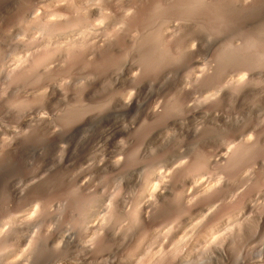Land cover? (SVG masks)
<instances>
[{
    "label": "rangeland",
    "instance_id": "obj_1",
    "mask_svg": "<svg viewBox=\"0 0 264 264\" xmlns=\"http://www.w3.org/2000/svg\"><path fill=\"white\" fill-rule=\"evenodd\" d=\"M31 1L0 0V94H2L0 97L2 100L0 118L10 115L8 111L11 106L13 107L14 105L17 108H11L10 111L18 110L24 103L28 104L27 101L30 99L32 101L31 103L29 100L30 107L35 111L46 112L48 115L56 113L58 119H63L71 113L72 115L70 116L79 122H77V127L74 128L68 141L71 155L65 163V168L62 166L56 168V181H54L53 187L51 185L49 187L47 184L38 186L43 179L47 178V174H50L49 160L40 151L42 147L43 149L46 147L44 136L35 133L32 134L33 136H29L28 139H24L22 146L25 147H23V152L26 156L20 157L15 162L17 164L15 165V173L18 172L19 175L23 176L20 188L22 190L28 189L27 198L24 199L25 201L23 200L24 207L37 209L40 204L37 201L41 202L42 199L43 203L46 201L47 206L41 207L43 211L45 210L44 213L39 207L40 212L38 211V215L40 216L35 218L37 220L34 219L33 221L36 215H33L34 217L31 219L28 217V222L24 221L27 218L23 219L24 223L20 226L21 236L18 238L20 242H17L19 241L17 239L18 245L15 244V246L19 247L18 249L25 248L26 243L24 244V241L26 242L25 238H27L28 233L37 229L39 232L41 228L40 232L47 231L48 240L45 241L44 239V241H41V252L38 250L39 255L37 258L34 257L36 259L33 258V262H30V264H137L141 261L147 262L145 264H196L197 256L199 258V255L202 254L204 256H201V258L205 256L211 258V253L215 259L210 264H241L244 240L240 236L241 234L239 233V235L237 232L236 221L242 220L246 211L240 206H242L241 204H247V201L251 199L254 203L257 202L260 207L262 204L264 212V68L262 67L264 64L259 67L260 64L256 57L258 55L255 56L256 48L254 49V45L257 43L255 39L259 40L258 37H262L264 34L260 32L261 36L257 29L258 23L264 20V10L261 11L260 9L264 6L262 4L264 0H75L79 2V4L75 2L77 6L72 3V7L75 6L76 9L68 4L70 1L47 0L42 7H36L34 12L33 10L31 11L36 15L35 17L30 11V13L27 11L29 9L26 7L27 5L25 6L26 2L28 4ZM65 3L69 7L64 8ZM160 3L163 5H161V9H159ZM258 3L263 6L261 7ZM94 5H96L95 8L97 6L98 8H91ZM188 5L190 6L187 7ZM77 7H81V9L78 10ZM87 7H89L90 12ZM194 7H197V9H194ZM147 8L150 12L147 11ZM85 9L88 10L86 15H84V12L87 13ZM101 9L102 13L105 12L104 18L99 15L98 10L101 11ZM128 9H134L133 13H136H134L135 15L130 13L131 19L127 16L130 21L128 22L127 20L128 23L124 22L125 25L122 21L123 18L125 19L126 16L124 14ZM259 9L262 16H260ZM66 10H69V13ZM80 11H82L83 15H81ZM28 14L30 16L29 19H27ZM161 14L165 19H162L164 17ZM65 16H68L70 20L68 21ZM74 18H77V21ZM100 18L103 20L102 24L108 26L106 27L105 25L106 28H111V23L115 20V23L118 22L117 20L120 21L115 24L117 27L115 26L114 28L113 24V27L109 28V32H113V35H110L105 27L97 31L99 26L97 24H100L99 21L102 22ZM46 19L49 20L47 21ZM106 20L108 23L104 22ZM50 21L53 23H50ZM67 22L69 23L65 24ZM72 24H75L76 27ZM82 24L85 27H91V29H88L89 31L85 30L87 35L82 29L85 28ZM262 24L260 29L263 31L264 24L263 26ZM77 25H79L77 30H80V33L84 32L82 33L84 37L77 32ZM164 25L167 26V31ZM100 26L102 25L100 24ZM74 27L75 29H71ZM67 28L69 29L67 30ZM92 28H96L95 30L98 33ZM59 29L60 31L64 29L65 33L63 31L58 32ZM56 31L58 33H55ZM68 31H70V34ZM101 31L105 36H103ZM116 31L117 33L120 31L119 35L116 34ZM91 33L95 34L92 35ZM88 34L91 38L94 36L93 40ZM78 37L84 41L82 43L80 41V45L78 43L77 46L72 41L75 38V41L78 42ZM115 37L117 38L115 39ZM137 37L139 38L138 40ZM151 38L152 40H150ZM162 38H165V40L162 41ZM106 39L110 40L107 41ZM68 41L75 45L72 49L70 48L74 51L69 52V56L72 54L76 57L72 55L67 57L66 45ZM247 43L252 44L250 50L248 49L249 47L247 48ZM54 44H56L55 47ZM45 45L47 46L45 47ZM58 45H62V48L58 47ZM100 45H104L101 50H99ZM43 47L45 50H47V47L48 49L51 48L50 52L53 54L49 50L43 51ZM40 48L41 51L38 53ZM63 48L66 52L63 51ZM60 49L64 54L66 53L67 58H65L68 59L67 61L63 58L65 55ZM79 50L80 53H77ZM41 52L50 53L49 56L47 55L49 58H45L46 61L42 59ZM242 53L244 55H241ZM39 54L41 57H39ZM60 55L63 61L68 64L59 60L61 58ZM35 58H39L37 61L40 64ZM25 63H28V66H25ZM46 64L49 66H46ZM13 69H16L18 73L16 70L15 73L10 72ZM260 69L263 73H260ZM9 73L11 76H8ZM209 74L212 75L210 76ZM241 77L244 80L237 83V78ZM79 90L80 92L81 90L91 91L92 99L81 100V103L79 101L80 97H78ZM22 91L24 93L25 91H30L28 93L31 94L29 99H23L24 102L21 98V96L24 97ZM122 91H134L137 95V105L129 112H116L108 103L111 96L118 97V92L121 93ZM20 92L22 95H19ZM182 94L185 95V99L184 96L180 97ZM179 97L186 101H182L186 103V107L183 103H180V108L184 106L183 110H180L178 105L181 102ZM17 99H19L18 102L16 101ZM175 100L176 102H174ZM174 103H177L175 107ZM155 106L160 107L162 114L160 113L159 116L153 118L151 112ZM67 108L68 111H66ZM43 142H45V145H42ZM252 144L256 147H253ZM250 145L253 148H259V151L256 150L262 155L259 156L256 153L258 157H254L256 154L254 155L253 153L252 156V153L250 154L248 150ZM31 150H34L35 153L39 152L33 154L34 151L31 152ZM234 151H240L238 153L239 161H236L229 169L225 167L224 161L231 154L230 152L234 153ZM253 152H255V149ZM112 153L119 157L122 156L123 166H125L121 165L120 168L122 169L109 172L100 167L99 163ZM205 158H207V163ZM190 160H193V165ZM217 164L220 166L224 164L223 168ZM187 166L193 174L195 173L193 176L187 173L189 171L188 169L186 170ZM216 167L218 168L216 169ZM220 169L225 172L220 171ZM10 170L5 171V175L8 173L9 175L7 174L6 176L10 177L5 180L7 177L4 176L1 182L5 181L0 183V187L2 186L0 188L2 190H0V222L4 219L0 224L1 226L6 216L9 215V211L6 209L8 206H6L7 203L5 202L8 201L12 190H14L12 186L14 185L15 187L16 179L14 180V178L19 176L15 175L14 170ZM250 172L252 174L255 173L250 175ZM259 173H261V176ZM11 175L14 176L12 177ZM255 175L259 176L256 178ZM161 176L166 180V183L171 181L173 187L176 185L173 189H175L177 194H180L178 196V204H176V193L173 192L174 198L170 197V201L168 199L166 202L170 203L171 199H174V202L169 205L164 202L163 205H160V207L166 205L168 208L166 206L164 207L167 209L159 207L158 209L163 211L159 210V212L157 210V214L155 212L149 220L151 221L149 222V225L151 224L150 229L145 228L144 230V226L139 224L137 219H135L136 221L132 219L134 216L129 210L135 203V199H137L138 190L142 187L141 184L144 179L154 180L152 182L158 184L160 188L163 187L162 182L159 181ZM258 177L261 178L259 179ZM172 180L174 181L172 182ZM218 181L222 183V190H217L219 191H216L217 193L211 192L217 196L212 195V197L210 196L211 194L208 195L210 198L207 195V198L203 195L204 198L197 196L198 191L205 182L216 183ZM181 193L182 197H190L192 195L193 202L195 201V211L192 209V212L191 210L189 211L191 213L190 216L184 215L179 218L175 212L178 211L179 215L181 212L183 215L184 212L183 204L179 200ZM199 197L201 198L200 200ZM112 198L121 206L113 217L110 216V218L117 219L107 220L109 223L105 220V223L107 222L109 225L107 223L103 225L105 231L109 230L107 235L110 234L108 235L110 243L106 242L107 247L104 250H101V248L105 247L106 244L101 245L98 248L99 251L97 249L94 252L95 254L90 255L83 250V246L88 244L84 242L86 241L85 237L88 238L93 229L95 230L97 226L101 225L100 219L107 214L105 211L109 207L107 205L113 202ZM37 203L39 204L37 205ZM195 204L197 205L196 209ZM218 204L219 206L223 205L224 209L222 211L226 212L225 214L220 211L222 209L221 206L220 210L217 209L219 207ZM177 205L182 209L181 212L180 209H176ZM212 208L215 209L213 210ZM126 209L129 211L128 213ZM212 210L220 211L219 216H223H221L223 221L221 218H219L221 220H218L216 213ZM172 212L175 216L172 215ZM5 213L7 214L5 215ZM186 214L188 213L186 212ZM209 214L215 215L206 218V223L210 227L212 225L211 228L213 230L216 231L217 229V232H219V225L222 226L219 230H223L222 228L227 223L234 220L232 222L234 225L230 222L233 226L227 224L229 226L226 225L227 228H224L223 234L222 231L218 233L221 235L219 237H223L222 239L226 238L223 241V247L226 248V256H219L216 253V245L212 244L214 242L211 243L213 245H211L212 252H207L210 244L205 246V243L208 242L203 239L211 229L209 226L201 225L203 226L202 228L197 227L200 228L197 229L200 233L195 234L197 232L195 226H198L196 223L199 221V223L202 224L203 222L204 224L203 220ZM41 217L44 219L41 220ZM200 217L203 219L202 222H200ZM210 218H213L214 222L216 219L220 222L214 223ZM210 220L211 222L209 223ZM43 221L45 224L41 227ZM35 222L38 223V225L36 224L37 226L34 225ZM189 224L192 225L189 226ZM106 225L109 226V229ZM163 230H166V233H163ZM145 231L146 236L144 235L145 233H142ZM192 231L195 233L193 234ZM153 232L156 235H151ZM161 232L163 236H161ZM112 233L114 235L118 233V237L116 235L112 236L113 239L109 237ZM191 234L196 236H192L193 238L191 239ZM230 234L233 235L231 236ZM234 235L235 237H233ZM147 236L150 237V240ZM224 236L226 237L224 238ZM253 236V233L248 236L249 239L251 237V241L247 238L250 243L248 249L250 251L253 250ZM126 238L129 240L125 241ZM174 239H178L177 243H181L183 239L187 241L184 240L182 242L181 245L184 246L180 245L179 247L177 245V248H175V245L172 247V243L176 244L173 241ZM12 242L13 240H9L8 244ZM184 242L185 244H183ZM2 244L5 247L6 244ZM19 244L22 245L20 246ZM258 245L257 243L256 246ZM166 249L167 251L170 249L169 253L171 255L168 253L170 256L165 253L167 252ZM160 250H165L163 251L166 254L164 255L165 257H159L160 254L158 253ZM2 252H0V256H3L1 255ZM148 253L149 255H147ZM153 253L159 256H155ZM19 257L15 256V259H12L13 262L11 261L8 264H24V259L22 257L19 259ZM141 257L144 258L142 259ZM253 257L250 256L249 258L251 264L257 263V261H254L257 259ZM157 258L162 260L156 261ZM143 262L142 264H144ZM0 264L3 263L0 261Z\"/></svg>",
    "mask_w": 264,
    "mask_h": 264
},
{
    "label": "bare ground",
    "instance_id": "obj_2",
    "mask_svg": "<svg viewBox=\"0 0 264 264\" xmlns=\"http://www.w3.org/2000/svg\"><path fill=\"white\" fill-rule=\"evenodd\" d=\"M31 1V0H30ZM46 1L47 0H34V1H31L30 3H28V4H26L25 3V6L27 7V8H29V9H27V11L29 12H31L32 10H33V12H34V10L36 9V7L38 8V7H42L43 6V4H46ZM68 1H70V2H68ZM124 1V0H123ZM162 1V0H161ZM160 1V2H161ZM170 1H172V0H170ZM174 1V0H173ZM182 1V0H181ZM184 1V0H183ZM194 1H196V0H194ZM199 1V0H198ZM197 1V2H198ZM262 1V0H261ZM25 2V1H24ZM23 2V3H24ZM65 2H68V4H70V6L72 7L73 5H72V3L74 4L76 1L75 0H65ZM78 2V1H77ZM76 2V3H77ZM126 2V1H125ZM130 2V1H129ZM210 2V1H209ZM216 2V1H215ZM255 2H257V1H255ZM259 2V1H258ZM264 2V1H263ZM262 2V4L264 5V3ZM75 3V4H76ZM162 3H164V2H162ZM162 3H160L159 4V9H161V5H162ZM174 3V2H173ZM185 3H186V1H185ZM203 3V2H202ZM207 3V2H206ZM219 3V2H218ZM249 3V2H248ZM66 4V3H65ZM64 4V5H65ZM68 4H66L65 6H64V8L65 7H69L68 6ZM78 4H79V2H78ZM158 4V3H157ZM166 4V3H165ZM188 4H190V3H188ZM205 4V3H204ZM217 4V3H216ZM250 4V3H249ZM254 4V3H253ZM259 5H261L260 3H258ZM126 5V4H125ZM178 5V4H177ZM196 5V4H195ZM198 5V4H197ZM263 5H261V7L263 6ZM24 6V5H23ZM23 6H20V7H23ZM76 6H77V4H76ZM79 6H81V5H79ZM95 6L96 5H94V6H92L91 8H95ZM163 6V5H162ZM190 5H188L187 7H189ZM201 6V5H200ZM217 6V5H216ZM70 7V8H71ZM82 7V6H81ZM81 7L80 8H78V10L79 9H81ZM127 7V6H126ZM129 7V6H128ZM158 7V6H157ZM177 7V6H176ZM179 7V6H178ZM185 7V6H184ZM192 7V6H191ZM245 7V6H244ZM255 7V6H254ZM260 7V6H259ZM264 7V6H263ZM263 7L262 8H260L261 9V11H263L264 9H263ZM25 8V7H24ZM72 8H75V6L74 7H72ZM71 8V9H72ZM86 8V7H85ZM90 8V9H91ZM97 8H98V6H97ZM97 8H95V9H97ZM182 8H183V6H182ZM214 8H215V6H214ZM18 9V8H17ZM66 9H68V8H66ZM76 9V8H75ZM75 9H74V11H75ZM87 9L89 10V7H87ZM102 9H103V7H102ZM102 9H101V11H99L100 10V7H99V10H98V12L100 13L99 15H101L103 18L105 17V12L104 13H102ZM134 9H135V7H134ZM134 9H132V10H130V9H128V11L124 14V16H128V17H130V19H131V16H130V13H133V10ZM158 9V10H159ZM164 9V8H163ZM162 9V11H164ZM191 9V8H190ZM194 9H197V7L195 8L194 7ZM193 9V10H194ZM260 9H259V11H260ZM88 10H86L85 9V11H87V13L86 12H84V10H83V12L85 13L84 15H86V14H88ZM93 10V9H92ZM151 10H152V7H151ZM166 10V9H165ZM62 11V10H61ZM69 11V10H68ZM67 10H66V12H68ZM71 11V10H70ZM137 11V10H136ZM147 11H148V8H147ZM156 11V10H155ZM258 11V10H257ZM261 11H260V13H261ZM27 12V13H28ZM29 12V13H30ZM63 12V11H62ZM65 12V14H67ZM72 12V11H71ZM89 12H90V10H89ZM97 12V13H98ZM148 12H150V11H148ZM160 12V11H159ZM165 12V11H164ZM32 13V12H31ZM69 13V12H68ZM73 13V12H72ZM77 13V12H76ZM80 13H81V15H83L82 14V11H80ZM80 13H78V14H80ZM94 13V12H93ZM96 13V12H95ZM112 13V12H111ZM134 13H136V12H134ZM133 13V14H134ZM71 14V13H70ZM70 14H68L69 16H71ZM90 14V13H89ZM108 14V13H107ZM132 14V15H133ZM144 14V13H143ZM151 14V13H150ZM153 14V13H152ZM164 14V13H163ZM31 15V14H30ZM32 15L35 17L36 15L34 14V13H32ZM73 15V14H72ZM77 15V14H76ZM98 15V14H97ZM98 15V16H99ZM109 15H110V13H109ZM108 15V16H109ZM135 15V14H134ZM133 15V16H134ZM146 15V14H145ZM258 15V14H257ZM28 16V18L27 19H29L30 18V16H29V14L27 15ZM60 16V15H59ZM96 16V15H95ZM100 16V17H101ZM123 16V17H124ZM161 16H162V14H161ZM260 16H262V13H261V15ZM259 16V17H260ZM66 17V16H65ZM72 17V16H71ZM74 17V16H73ZM85 17V16H84ZM83 17V18H84ZM111 17V16H110ZM123 17H121V18H123ZM125 17V19L123 18V21H122V23H124V22H127V20H128V22L130 21L129 19H128V17L126 18ZM150 17V16H149ZM157 17V16H156ZM160 17V16H159ZM158 17V18H159ZM162 17H164V16H162ZM264 17V16H263ZM31 18H33V17H31ZM67 19H68V21L70 20V18H68V16L66 17ZM79 18V17H78ZM87 18H88V16H87ZM261 18V20H263V18L262 17H260ZM75 20L77 19V18H74ZM90 19V18H89ZM162 19H165V17L164 18H162ZM47 20V19H46ZM49 20V19H48ZM47 20V21H48ZM66 20V19H65ZM73 20V19H72ZM71 20V21H72ZM82 20H84V19H82ZM85 20H87V19H85ZM100 20H102L101 18H100ZM105 20V19H104ZM108 20V19H107ZM107 20L106 21H104V22H107ZM111 20V19H110ZM120 20H122V19H120ZM259 20V19H258ZM77 21V20H76ZM75 21V22H76ZM88 21V20H87ZM86 21V22H87ZM114 21V20H113ZM116 21V20H115ZM115 21L113 22V23H111L113 26H114V28H115V26L117 27V25H115V24H117V23H119L120 21L119 20H117L118 22H116L115 23ZM260 21V20H259ZM258 21V22H259ZM52 21H50V23H51ZM74 22V21H73ZM81 22V21H80ZM86 22H84V23H86ZM112 22V21H111ZM127 22V23H128ZM155 22V21H154ZM53 23V22H52ZM69 22H67V23H65V24H68ZM70 23H72V22H70ZM82 23V22H81ZM97 23V22H96ZM99 23L102 25V26H100V24H97V25H99L98 26V28H97V31H98V29H100V28H104L105 27V25L104 24H102L103 23V20H102V22H100L99 21ZM108 23V22H107ZM110 23V22H109ZM158 23V22H157ZM264 24V20H263V22H261V23H258V26H257V29H258V31H259V34H260V32L261 33H264V30L262 31L261 29H260V25L261 24ZM56 24V23H55ZM88 24V23H87ZM125 24V23H124ZM263 24H262V26H263ZM73 26L75 25V24H72ZM90 25V24H89ZM104 25V26H103ZM111 25V28L113 27ZM126 25V24H125ZM155 25H157L156 23H155ZM162 25H163V23H162ZM56 26V25H55ZM54 26V27H55ZM68 26V25H67ZM66 26V27H67ZM69 26H70V24H69ZM68 26V27H69ZM73 26H71V27H73ZM79 25H77V28H76V30L79 28L78 27ZM82 26H84V24H82ZM87 26V25H86ZM94 26L96 27V25L94 24ZM94 26H92L93 28H94ZM123 26V25H122ZM159 26H161V25H159ZM165 26V25H164ZM261 26V28H263ZM65 27V26H64ZM63 27V28H64ZM75 27H76V25H75ZM75 27L74 28H71V29H75ZM85 27V26H84ZM106 27H108L107 25H106ZM105 27V28H106ZM120 27V26H119ZM153 27V26H152ZM158 27V26H157ZM167 26H165V28H166ZM80 28H81V26H80ZM85 28H87V29H85ZM85 28H82L83 30H84V32H85V30L86 31H89L88 29H91V27L90 28H88V27H85ZM92 28V30H95V29H93ZM110 28V27H109ZM109 28H106V30L108 29V32L110 31L109 30ZM110 28V29H111ZM120 28H122V27H120ZM155 28V27H154ZM165 28H163V29H165ZM69 28H67V30H68ZM70 29V30H71ZM119 29V28H118ZM256 29V30H257ZM260 29V30H259ZM64 30V29H63ZM62 30V31H63ZM103 30H105V29H103ZM102 30V31H103ZM113 30V29H112ZM166 31L168 30L167 28L165 29ZM58 31V30H57ZM55 32V33H58V32H62V31H60V29H59V31L58 32ZM65 31V30H64ZM63 31V32H64ZM80 31V30H79ZM78 30H77V32H79ZM101 31V32H102ZM157 31H159V30H157ZM156 31V32H157ZM160 31H161V29H160ZM69 32V34H70V31H68ZM75 32V31H74ZM82 32V31H81ZM84 32H82V33H84ZM92 32H94V31H92ZM95 32H96V30H95ZM105 32V31H104ZM107 32V31H106ZM120 31H118V33H119ZM151 32H152V30H151ZM162 32H164L163 30H162ZM65 33V32H64ZM71 33H72V30H71ZM76 33V32H75ZM82 33H80L79 32V34H81V36L83 35ZM86 34L85 35H87V32H85ZM96 33H98V32H96ZM103 33V32H102ZM101 33V34H102ZM110 33V35L113 33H111V32H109ZM117 33V31H116V34H118ZM172 33V32H171ZM68 34V33H67ZM79 34H77V35H79ZM92 34V33H91ZM93 34H95V33H93ZM92 34V35H93ZM114 34V33H113ZM112 34V35H113ZM144 34V33H143ZM156 34V33H155ZM165 34V33H164ZM74 35V34H73ZM119 35V34H118ZM117 35V36H118ZM156 35H158V34H156ZM167 35V34H166ZM171 35V34H170ZM169 35V36H170ZM258 35V34H257ZM261 36H262V34H260ZM80 36V35H79ZM88 36H89V34H88ZM87 36V37H88ZM103 36H105L104 35V33H103ZM103 36H101V37H103ZM107 36H109V35H107ZM115 36V35H114ZM144 36V35H143ZM161 36V35H160ZM263 36H264V34H263ZM258 37V39L259 40H256L255 39V41H257V43L254 45V49L256 48V53H255V56L256 55H258V56H256L257 58H258V60L257 61H259L258 63L260 64V66H259V64H258V66L259 67H261L263 64H264V37ZM71 37V36H70ZM76 37V36H75ZM82 37H84V36H82ZM90 37V36H89ZM94 37V36H93ZM92 37V38H93ZM96 37V36H95ZM100 37V36H99ZM142 37V36H141ZM151 37V36H150ZM158 37V36H157ZM91 38V37H90ZM91 38V39H92ZM105 38V37H104ZM104 38H103V40H104ZM117 37H115V39H116ZM135 38V37H134ZM160 38V37H159ZM165 38H166V36H165ZM165 38L162 40V41H164L165 40ZM261 38V39H260ZM78 39H79V41L77 42V41H75V38H73V40L74 41H72V42H75L76 44L75 45H77L80 41V43H82V41H84L83 39H81L80 40V38L78 37ZM97 39V38H96ZM100 39V38H99ZM139 38L137 37V40H138ZM144 39V38H143ZM71 40H72V38H71ZM71 40H69V41H71ZM86 40V39H85ZM93 40V39H92ZM102 40V39H101ZM107 41H109L110 39H106ZM114 40V39H113ZM150 40H152V38L150 39ZM69 41H68V46L66 45V48L68 49H66V51H68V52H66L65 51V49L63 50L64 52H66V53H68V54H66L67 55V57L69 56V52H71V51H74V50H71L72 49V47H74L75 45H73L74 43H69ZM87 41V40H86ZM95 41V40H94ZM97 41V40H96ZM100 41V40H99ZM98 41V42H99ZM142 41V40H141ZM45 42V41H44ZM61 42V41H60ZM88 42H89V40H88ZM101 42V41H100ZM105 42V41H104ZM103 42V43H104ZM138 42V41H137ZM140 42V41H139ZM151 42V41H150ZM158 42H160V41H158ZM157 42V43H158ZM48 43V42H47ZM56 43V42H55ZM63 43H65L64 41H63ZM80 43L78 44V45H80ZM85 43V42H84ZM83 43V44H84ZM102 43V42H101ZM142 43V42H141ZM44 44V43H43ZM48 44H50V43H48ZM57 44H58V42H57ZM60 44V43H59ZM95 44V43H94ZM159 44V43H158ZM248 44V46H247V48L250 50V48L252 47V44H249V43H247ZM55 45L56 44H54V47H55ZM63 45V44H62ZM61 45V46H62ZM77 45V46H78ZM98 45H99V43H98ZM102 45V44H101ZM100 45V47H99V50H101L103 47H104V45L103 46H101ZM142 45V44H141ZM145 45V44H144ZM147 45H149V44H147ZM47 45H45V47H46ZM53 46V45H52ZM60 45H58V47H59ZM60 46V47H61ZM63 46H65V45H63ZM85 46H87V44H85ZM91 46V45H90ZM152 46V45H151ZM245 46V47H246ZM49 47V46H48ZM48 47L46 48L47 50H49V52H50V49L51 48H49L48 49ZM62 48V47H61ZM71 48V49H70ZM83 48V47H82ZM93 48V47H92ZM94 48H96V47H94ZM139 48V47H138ZM170 48V47H169ZM55 49V48H54ZM53 49V50H54ZM58 50H59V48H57ZM74 49V48H73ZM76 49V48H75ZM86 49V48H85ZM167 49V48H166ZM43 51L45 50L44 49V47H43V49H42ZM47 50H45V51H47ZM61 50V49H60ZM70 50V51H69ZM96 50V49H95ZM98 50V49H97ZM98 50V51H99ZM169 50V49H168ZM236 50V49H235ZM247 50V49H246ZM40 51H41V48H40V50H39V52L38 53H40ZM62 51V50H61ZM62 51V52H63ZM76 51V50H75ZM81 51H83V50H81ZM64 52H63V54H64ZM241 52V51H240ZM37 53V54H38ZM42 53V52H41ZM45 54H46V52H44ZM44 53H42V59L43 60H45V58H47L48 56H49V54L51 53H47L46 55L44 54ZM75 53V52H74ZM77 53H80V50L77 52ZM100 53V52H99ZM166 53V52H165ZM237 53V52H236ZM51 54H53V53H51ZM55 54V53H54ZM56 54H57V52H56ZM64 54V55H65ZM98 54V53H97ZM103 54V53H102ZM48 55V56H47ZM62 55V54H61ZM61 55H60V57H61ZM66 55L63 57V58H65L66 57ZM72 55V54H71ZM70 55V56H71ZM241 55H244L243 53L241 54ZM247 55V54H246ZM35 56L36 57H38V55H36L35 54ZM44 56H46V57H44ZM69 56V57H70ZM72 56H75V55H72ZM96 56V55H95ZM98 56V55H97ZM99 56H101V55H99ZM157 56V55H156ZM238 56V55H237ZM254 56V57H255ZM39 57H41V55L39 54ZM44 57V58H43ZM51 57V56H50ZM66 57V58H67ZM76 57V56H75ZM75 57H72V58H75ZM246 57V56H245ZM49 58V57H48ZM65 58V59H66ZM71 58V59H72ZM156 58V57H155ZM158 58V57H157ZM165 58V57H164ZM248 58V57H247ZM36 59V61H37V59H39V58H35ZM52 59H54V58H52ZM62 59V57L59 59L60 61H63V59ZM251 59V58H250ZM41 60V59H40ZM55 60H57V59H55ZM68 59H66V61H67ZM229 60V59H228ZM27 61H29L28 59H27ZM42 61V60H41ZM46 61V60H45ZM48 61V60H47ZM52 61H54V60H52ZM66 61H63V62H66ZM26 62V61H25ZM38 62V61H37ZM34 63V62H33ZM39 64H40V62H38ZM44 63V62H43ZM43 63H41L42 65H43ZM51 63V62H50ZM50 63H48V64H50ZM67 63V62H66ZM27 64V65H26ZM29 64H30V61H29ZM35 64V63H34ZM68 64V63H67ZM159 64V63H158ZM36 65H37V63H36ZM44 65H45V63H44ZM20 66V65H19ZM18 66V67H19ZM22 66V65H21ZM24 66V65H23ZM25 66H28V63H25ZM33 66V65H32ZM31 66V67H32ZM46 66H49V65H47L46 64ZM45 67V66H44ZM263 68H264V65L262 66ZM20 68V67H19ZM18 68V69H19ZM46 68V67H45ZM25 69V68H24ZM29 69V68H28ZM37 69V68H36ZM40 69H42V68H40ZM48 69V68H47ZM46 69V70H47ZM262 69V68H261ZM261 69H260V71H261ZM15 70L16 69H13L12 71H10V72H14L15 73ZM30 71H32L31 69H29ZM28 70V71H29ZM43 70V69H42ZM17 71V70H16ZM26 71V70H25ZM38 71V70H37ZM41 71V70H40ZM215 71V70H214ZM259 71V70H258ZM22 72V71H21ZM27 72V71H26ZM13 73V74H14ZM17 73H18V71H17ZM25 73V72H24ZM260 73H263V71H261ZM10 74V73H9ZM8 74V76H11V74L9 75ZM12 74V75H13ZM213 74V73H212ZM211 74V75H212ZM264 74V73H263ZM262 74V75H263ZM210 75V74H209ZM210 75V76H211ZM244 77V76H243ZM243 77H241V78H237V80L238 81H236L237 83L239 82V81H241V80H244L243 79ZM260 77H262L261 75H260ZM246 79V78H245ZM261 80V79H260ZM243 82H245V81H243ZM264 82V81H263ZM241 83V82H240ZM28 92H30V91H28ZM27 91H25V93L22 91V93H24L23 94V96L25 97H22L21 96V98H22V101L24 102V100L23 99H29L30 98V96H31V94L30 93H28ZM80 92V90L78 91V93ZM120 92V91H119ZM118 92V94H119V96L118 97H115V96H111L110 97V101H108V103L110 104V106H111V108L114 110V111H116V112H129L135 105H137V95L134 93V91L133 92H121V93H119ZM21 93V92H20ZM19 93V95H22V93L20 94ZM219 93V92H218ZM35 94V93H34ZM186 94V93H185ZM1 95L2 94H0V97H1ZM91 96H92V92L91 91H84V90H81V92L79 93V96L78 97H80V102H81V100L82 101H84V100H89L90 98H91ZM184 96V99H185V95L184 94H182V96H180V97H183ZM179 97V98H180ZM19 99H20V96H19ZM19 99H17L16 101L18 102V100ZM31 99H33L32 97H31ZM92 99V98H91ZM178 99V98H177ZM181 99V98H180ZM183 99V98H182ZM179 100V101H181V102H179V108L181 107V105H180V103H183V102H186L185 100L183 101V100ZM30 100V99H29ZM29 100L27 101V103L29 104ZM1 98H0V106H2L1 105ZM22 101H21V103H22ZM183 101V102H182ZM30 102L32 103V101L30 100ZM88 102V101H87ZM174 102H176V100L174 101ZM82 103V102H81ZM84 103V102H83ZM86 103V102H85ZM16 104V103H15ZM28 104H25L24 103V105L19 109L18 108V110H15L17 107H14V105H13V107L11 106V108L13 109V108H15L14 110H12V111H10L11 110V108H10V106H9V108H10V110L8 111V113L10 114V115H5V117L4 118H0V183H3V181H5V180H7L8 179V177H10V176H6L8 173H6V175H5V171L6 170H8V169H11L10 171H12V170H14V173L16 172V166L15 165H17L15 162H16V160L17 159H19L20 157H23V156H26L25 154H24V152H23V147L24 146H22L24 143V139H28V137L29 136H31L32 134H35V133H39V134H42L43 136H44V140H45V142H46V147H45V149H43V147L41 148V150L40 151H42L41 153L44 155V157H47L48 158V160H49V164H50V174H47V178H45V179H43L40 183H39V187H40V184L42 185H44V184H47V185H49V187H53V184H54V181H56L55 180V177H56V168L58 167V166H62V167H64V166H66L65 165V163H66V161L67 160H69V157H70V155H71V151H70V148H69V144H68V141H69V139H70V136L72 135V133H73V131H74V128L75 127H77V122H79L78 120H74V118L73 117H71L70 115H72L71 113H70V115L69 116H67V117H65V118H63V119H58L57 117V114L56 113H52V114H47L46 112H40L39 110H37V111H35L32 107H30V104L28 105ZM175 104H177V103H174V107H175ZM184 105L186 104V103H183ZM17 105V104H16ZM22 105V104H21ZM80 106V105H79ZM73 107V106H72ZM173 107V109H175ZM176 107H177V105H176ZM184 107V106H183ZM182 107V108H183ZM185 107H186V105H185ZM79 108V107H78ZM160 107L159 106H155L154 107V109L152 110V112H151V115H152V117L153 118H155L156 116H159V114L161 113V109H159ZM165 108V107H164ZM182 108H180V110H183ZM163 109V108H162ZM166 109V108H165ZM72 110V109H71ZM70 110V111H71ZM164 110V109H163ZM162 110V111H163ZM179 110V109H178ZM179 110V111H180ZM65 111V110H64ZM66 111H68V108H67V110ZM176 111V110H175ZM164 112V111H163ZM7 112H6V114H8ZM67 114V113H66ZM69 114V113H68ZM162 114V113H161ZM74 115V114H73ZM63 116V115H62ZM65 116V115H64ZM75 117V116H74ZM151 116H150V118H152ZM33 136V135H32ZM26 142V141H25ZM45 142H43V144L42 145H45ZM252 146H253V144H252ZM251 145L249 146V148H248V150H249V152H250V154L252 153V156H253V153H254V155L256 154V153H258V149L259 148H253V147H256L255 145L252 147ZM245 147V146H244ZM251 147V148H250ZM25 148V147H24ZM246 148V149H247ZM240 149V148H239ZM254 149H255V152H253L254 151ZM258 151H257V150ZM34 150H36V149H34ZM33 150V151H34ZM47 150H49L48 152H47ZM236 150V149H235ZM32 150H31V152H33ZM238 151V150H237ZM241 151V150H240ZM239 151V152H240ZM39 152V151H38ZM37 152V153H38ZM239 152H235L234 151V153L233 152H230L231 154H229V156L227 157V159L224 161L225 162V167H227V168H229L230 169V167L236 162V161H239ZM37 153H35V151L33 152V154H37ZM248 153V152H247ZM31 154V153H30ZM40 154V153H39ZM41 154V155H42ZM245 154H246V152H245ZM259 154V156L260 155H262V154H260V152L258 153ZM258 154H256L254 157H256ZM32 155V154H31ZM119 155V154H118ZM243 155V154H242ZM241 155V156H242ZM29 156V155H28ZM32 156H35V155H32ZM38 156V155H37ZM258 157V156H257ZM262 158V157H261ZM206 159V163H207V158H205ZM204 159V160H205ZM252 159H254V158H252ZM257 160V159H256ZM258 160H259V158H258ZM257 160V161H258ZM191 161V163H192V165L194 164L193 163V160H190ZM255 161V160H254ZM261 161H262V159H261ZM223 162V163H224ZM253 162V161H252ZM263 162V161H262ZM261 162V163H262ZM26 163V162H25ZM189 163V162H188ZM254 163V162H253ZM198 164H199V162H198ZM99 165H100V167H102L104 170H108L109 172L111 171L112 172V170H120V169H122V168H120L121 167V165L123 166V162H122V156L121 157H119V156H117L115 153L113 154H110V155H108V156H106L105 158H103L102 160H101V162L99 163ZM190 165V164H189ZM192 165H191V168H192ZM204 165H205V163H204ZM208 165V164H207ZM218 165V164H217ZM216 165V166H217ZM224 165V164H223ZM223 165H221L222 166V168H223ZM238 165H239V162H238ZM253 165H255V164H253ZM125 166V165H124ZM123 166V167H124ZM196 166V165H195ZM218 166H220V165H218ZM220 166V167H221ZM257 166V165H256ZM259 166H260V164H259ZM261 166H262V164H261ZM219 167V168H220ZM224 167V170L226 171V168ZM254 167V166H253ZM65 168V167H64ZM201 168V167H200ZM207 168V167H206ZM218 167H216V169H217ZM221 168V169H222ZM62 169V168H61ZM188 169V166H187V168H186V170ZM194 169V168H193ZM199 169V168H198ZM220 169V171H224V170H221ZM229 169H227V171H229ZM189 171H187V173H190L192 176L195 174H193L192 172H191V170H190V168L188 169ZM9 171V172H10ZM194 171V170H193ZM200 171V170H199ZM219 171V172H220ZM224 171V172H225ZM231 171H232V168H231ZM252 171V170H251ZM259 171H261V170H259ZM120 172V171H119ZM222 172H221V174H222ZM255 172H256V170H255ZM254 172V173H255ZM197 173H198V171H197ZM228 174H229V172H227ZM253 173V174H254ZM11 174V173H10ZM12 174H13V172H12ZM19 175L18 174V172L17 173H15V175ZM190 174H188V175H190ZM252 174V172H250V175ZM252 174V175H253ZM9 175V174H8ZM198 175V174H197ZM259 175L261 176V173H259ZM259 175H257V176H259ZM4 176H6L7 178L5 179V180H3L2 182H1V180H2V178L4 177ZM12 176V175H11ZM14 176V175H13ZM12 176V177H13ZM196 176V175H195ZM194 176V177H195ZM256 176V175H255ZM255 176H253V177H255ZM257 176H256V178H257ZM22 175H19L18 177H15L14 178V180L16 179V183H17V185H16V183H15V187H14V185H12V183H11V185L13 186V188H14V190H12V194L10 195V197H9V199H8V201L7 202H5V203H7L6 204V206H8V208H6L7 209V211H9L8 213H9V215H7L6 216V218H5V221H4V223H2L3 225L1 226L0 225V242H2V243H5L6 245H5V247H4V245L2 244V243H0V244H2L0 247V250L1 249H4V250H1V251H3L2 253H1V255H3V256H0V261L3 263V264H8L9 262H11L12 261V259L14 258L15 259V256L18 258V256H20V257H22L23 259H24V264H30V262L32 263L33 262V258L34 257H36L37 258V256L39 255V253H38V250H40V249H42V248H40V247H42L41 246V241H44V239H45V241H47L48 239H47V231L45 230V232H40L41 231V228H40V230H39V232L37 231V230H33L32 232L30 231V233H28V235L26 236L27 238H25V240H26V242L24 241V244H25V248H20V249H18L17 248V246H15V244H17V242H20V240L18 239L20 236H21V230H20V226L24 223V221H26V222H28L29 221V219H31V218H33L34 216L33 215H36V217H34L33 218V221H34V219L35 218H38L40 215H38V211L40 212V210H39V207L41 208H44V207H46L47 205H46V201L43 203L42 201H43V199H42V204H41V202L40 201H37V202H39V203H37V205L39 206H37L36 205V207H38L37 209H35L34 207V210H32L31 208H26V207H24V204H23V200L24 199H26L27 197H26V194H27V192H28V189H25V190H22L21 188H20V186H21V183H22ZM149 177V176H148ZM193 177V178H194ZM147 178V177H146ZM259 178V177H258ZM261 178V177H260ZM259 178V179H260ZM152 181H154V180H151V179H149V178H147V179H144V182H142V187L138 190L139 191V193H137L138 195H137V199H135L136 201H135V203L132 205V207H131V209L129 210V208H128V210L132 213V216H134V218H132V216H131V218L132 219H134V221H136L135 219H137L138 220V223L139 224H141V225H143L144 227V230H145V228L146 229H150V225H149V222H151V221H149L150 220V218H152L153 216V214H155V212H156V214H157V212L160 210H162V209H158L159 207H160V205H163L164 204V202H165V204L167 203L166 201L169 199V201H170V197L172 198H174V193L173 192H175V189H173L174 187H176V185L173 187V183H171V181H168L167 183L165 182L166 180L161 176L160 177V180L159 181H161L162 182V184H163V187H160L159 188V185L158 184H156V183H153ZM174 180H172V182H173ZM7 182V181H6ZM166 184V185H165ZM174 184H175V182H174ZM46 185V186H47ZM51 185V186H50ZM158 185V186H157ZM5 186V185H4ZM6 186H7V184H6ZM2 187V186H1ZM0 187V188H1ZM48 187V186H47ZM47 187H45V188H47ZM222 183H221V181H218V182H216V183H212V182H205V184L203 185V187H201L200 188V190L198 191V193H197V196H201V197H206V195H207V197L208 198H210L208 195L209 194H211L210 196H212V195H214V194H212V193H214V192H216L217 190H222ZM42 188V187H41ZM221 188V189H220ZM43 189V188H42ZM1 190V189H0ZM2 191V190H1ZM44 191V190H43ZM46 191V190H45ZM219 191H217V192H219ZM49 192V191H48ZM212 192V193H211ZM216 192V193H217ZM116 193V192H115ZM171 193H173L171 196H170V194ZM176 193V192H175ZM46 194V193H45ZM42 195V194H41ZM43 195H44V193H43ZM42 195V196H43ZM180 194H175V197H176V202L178 201V196H179ZM203 195V196H202ZM192 196V195H191ZM182 197V193H181V198L179 199L180 200V202H182V204H183V210H184V212L186 211L188 214H186V212H185V214H184V212H183V215H182V212H181V210L182 209H180V206L178 207V205H177V207H176V209H180V215H179V212L177 213V212H175V214H177L176 216L177 217H179L180 218V216L182 217V216H184V215H191V213L189 212L190 210H191V212H192V209L194 210V203H195V201L193 202V200L194 199H192V197ZM197 196H196V198H197ZM214 196H217V195H214ZM115 197V196H114ZM113 197V198H114ZM203 197V198H204ZM206 197V198H207ZM213 197V196H212ZM112 198V200H113V202H110V205L108 204L107 206H109L108 207V209L105 211L106 213V215H104V217H103V215H102V217L103 218H101L100 220H101V225H99V227L97 226V228L94 230L93 229V232H91V235H89V237L87 238V237H83L86 241H84V242H86V243H88V244H86V246H83V250H85V252L86 253H88V254H90V255H92L101 245L103 246V245H105L106 244V242H109L110 240H108V235H110V234H108L107 235V233H109L108 231H105V227H103V225H104V223H105V220L107 221H109L110 219H117V218H110V216L111 217H113L114 216V214H115V212L117 213V211L119 210V208H120V204L119 203H117V201L116 200H114ZM116 198V197H115ZM198 199V198H197ZM201 198L199 197V200H200ZM41 200V199H40ZM47 200V199H46ZM111 200V201H112ZM172 201L169 203H167L168 205L169 204H172L173 202H174V199H171ZM245 200V199H244ZM251 199H249V201H247L248 203L247 204H245V205H243V204H241L242 206H240L241 208L243 207L244 209H245V215H244V217L242 218V220H240V221H236L237 222V232H238V234L240 235V236H242V238H243V240H244V243H243V246H244V250H242V257H241V264H251L250 263V260H249V258H250V256H254L255 257V259H257V260H254V261H257V263H255V264H263L264 263V212H263V210H262V204H261V207H260V205L256 202V203H254V201L253 200H251ZM25 201V200H24ZM253 201V202H252ZM179 202V203H180ZM244 202V201H243ZM246 202V201H245ZM250 202H252L251 204H250ZM4 203V204H5ZM48 204V203H47ZM176 204H178V202L176 203ZM182 204H181V208H182ZM164 206H166V205H164ZM164 206H161L162 208L164 207ZM170 206H172V205H170ZM195 209L197 208V205L195 204ZM215 206V205H214ZM218 206H219V204H218ZM221 206V205H220ZM217 207V205H216V207H217V209H219L220 210V208L223 206H221V207ZM160 207V208H161ZM167 207V206H166ZM166 207H164V208H166ZM175 207V206H174ZM213 207V206H212ZM215 207V208H216ZM41 208V210L43 211V209ZM163 208V209H164ZM168 208V207H167ZM166 208V209H167ZM170 208V207H169ZM214 208V209H215ZM213 209V208H212ZM213 209V210H214ZM224 208L222 207V209L220 210L221 212H224V211H222ZM127 210V209H126ZM126 211L127 213L129 212V211ZM158 210V211H157ZM212 210V211H213ZM6 211V212H7ZM159 211V212H160ZM163 211V210H162ZM161 211V212H162ZM174 211V210H173ZM195 211V210H194ZM193 211V212H194ZM220 211L218 212V210H217V212H216V210L215 211H213V212H215L216 213V215H217V217H218V220H221L222 218H221V216L222 215H220L219 216V214H220ZM244 211V210H243ZM45 212V210L42 212V213H44ZM84 212V211H83ZM13 213H15V214H13ZM41 213V214H42ZM90 213V212H89ZM166 213V212H165ZM164 213V214H165ZM211 213V212H210ZM226 212H224V213H222V214H225ZM7 213H5V215H6ZM93 214V213H92ZM91 214V215H92ZM119 214V213H118ZM160 214V213H159ZM162 214V213H161ZM4 215V216H5ZM109 215V216H108ZM172 215H174L173 214V212H172ZM171 215V216H172ZM179 215V216H178ZM210 215V216H209ZM208 216H206L205 218H204V220L200 217V222H202V220L206 223V221H207V219L206 218H208V217H211L212 215H215V214H209ZM87 216V215H86ZM89 216V215H88ZM117 216V215H116ZM156 216H159V215H156ZM171 216H169V217H171ZM175 216V215H174ZM28 217H29V219H28ZM84 217H85V215H84ZM109 217V218H108ZM160 217V216H159ZM168 217V218H169ZM173 217V216H172ZM215 218H217L216 216H214ZM213 217V218H214ZM223 217V216H222ZM24 218H27V220H25ZM46 218V217H45ZM108 218V219H107ZM128 218V217H127ZM174 218V217H173ZM176 218V217H175ZM188 218V217H187ZM193 218V217H192ZM213 218H210L211 220L213 219ZM219 218H221V219H219ZM23 219H24V221H23ZM44 218H42L41 217V220H43ZM86 219V218H85ZM129 219V218H128ZM157 219V218H156ZM155 219V220H156ZM160 219V218H159ZM171 219V218H170ZM191 219V218H190ZM199 219V218H198ZM198 219H196V220H198ZM4 220V219H3ZM2 220V221H3ZM35 220H37V219H35ZM40 220V219H39ZM87 220V219H86ZM88 220H90V219H88ZM152 220V219H151ZM172 220V219H171ZM176 220H178V219H176ZM176 220H175V222H176ZM211 220L209 221V223L211 222ZM215 220V219H214ZM217 219L215 220V222L212 220V222H214V223H218V222H220V221H218ZM1 221V222H2ZM107 221V222H108ZM126 221V220H125ZM130 221V220H129ZM128 221V222H129ZM133 221V220H132ZM133 221V222H134ZM157 221V220H156ZM169 221V220H168ZM174 221V220H173ZM222 221H223V219H222ZM1 222H0V224H1ZM39 222V221H38ZM46 222V221H45ZM84 222V221H83ZM106 222V223H107ZM111 222H112V220H111ZM127 222V221H126ZM155 222V221H154ZM171 222V221H170ZM188 222V221H187ZM192 222V221H191ZM231 222V221H230ZM230 222L229 223H227V224H230ZM232 222H234V220L232 221ZM231 222V223H232ZM32 223V222H31ZM34 223V222H33ZM105 223V224H106ZM109 223V222H108ZM107 223V224H108ZM159 223V222H158ZM173 223V222H172ZM203 224V222H202V224L201 223H199V221H198V223H196V224H198V226L196 225H194L195 226V228H196V233L195 232H193V234L195 233V234H197V233H200V232H198L199 230H197V229H200V228H202L203 226H205V225H207V223L206 224ZM224 223V222H223ZM222 223V224H223ZM38 225V223L37 222H35V224L34 225ZM43 224H45L44 223V221L42 222V225H41V227L43 226ZM135 224V223H134ZM195 224V223H194ZM200 224V225H199ZM213 224V223H212ZM226 224V225H227ZM233 224V223H232ZM36 225V226H37ZM109 225V224H108ZM138 225V224H137ZM192 225V224H191ZM190 224H189V226H191ZM201 225H203V226H201ZM225 225V227L227 228V226H229V225H227L226 226ZM231 225V224H230ZM234 225V224H233ZM233 225H231V226H233ZM235 225H236V223H235ZM107 226V225H106ZM130 226V225H129ZM136 226V225H135ZM149 226V227H148ZM153 226V225H152ZM186 226H187V224H186ZM207 226H209V225H207ZM219 226H220V228H219ZM218 226V228L219 229H221V225H219ZM108 227V229H109V226H107ZM107 227H106V229H107ZM141 227V226H140ZM148 227V228H147ZM197 227H200V228H197ZM206 227V226H205ZM204 227V228H205ZM210 227V226H209ZM211 227H212V225H211ZM210 227V228H211ZM214 227V226H213ZM224 227V228H225ZM37 228H39V227H37ZM44 228H45V226H44ZM142 228V229H143ZM153 228H154V226H153ZM194 228V229H195ZM208 228V227H207ZM217 228V227H216ZM224 228H222L223 230H219L218 229V231L219 232H221L222 231V234H223V231H224ZM228 228H230V227H228ZM43 229V228H42ZM192 229V228H191ZM206 229V228H205ZM228 230V229H227ZM251 230V231H250ZM110 231H111V229H110ZM113 231V230H112ZM147 231V230H146ZM146 231L145 232H142V233H145L144 235L146 236ZM150 231V230H149ZM154 231V230H153ZM159 231V230H158ZM158 231H156V233H158ZM165 231V232H164ZM187 231H189V230H187ZM205 231V230H204ZM114 232V231H113ZM155 232V231H154ZM153 232V234H151V235H156V233H154ZM160 232V231H159ZM163 233H166V230H163L162 231ZM161 232V233H162ZM191 232V233H192ZM208 232V231H207ZM215 232H217V229H216V231L215 230H213L212 228L209 230V233L208 234H206L205 236L206 237H204V236H202V237H204V239L203 240H206V242H208V243H205V246L207 245V244H210V245H208V246H210V248L208 249L207 247V252L208 253H211L212 252V246L215 244L216 245V253L219 255V256H226V248L225 247H223L224 246V243H223V241L226 239L225 237L226 236H224V238L225 239H222L221 237H219V236H221L220 234H218L219 232H217V233H215ZM228 232V231H227ZM226 232V233H227ZM236 232V233H237ZM250 232H252L253 233V237L252 238H254V241H253V239H252V244H253V246H252V251H250V250H248L249 249V245H250V243L248 242L249 240L251 241V237H250V239H249V237L248 236H250V234H252V233H250ZM115 233V232H114ZM114 233H112V235L111 236H109V237H111L112 239H113V237L112 236H117V234L118 233H116L115 235H114ZM141 233V232H140ZM152 233V232H151ZM163 233H162V235L161 236H163ZM189 233H190V231H189ZM188 233V234H189ZM206 233V232H205ZM204 233V234H205ZM226 233H225V235H226ZM232 233V232H231ZM235 233V232H234ZM147 234H148V232H147ZM142 235V234H141ZM144 235H143V241H144ZM149 235H150V233H149ZM150 235V236H151ZM159 235V236H160ZM165 235V234H164ZM186 235V234H185ZM201 235H203V234H201ZM201 235H199V236H201ZM229 235V234H228ZM231 235V234H230ZM233 235V234H232ZM231 235V236H232ZM237 235V234H236ZM123 236V235H122ZM125 236V235H124ZM189 236V235H188ZM193 235L191 234V239L193 238V237H195V236H193ZM223 236V235H222ZM118 237V236H117ZM117 237H114V238H117ZM140 237V238H141ZM148 237V236H147ZM228 237V236H227ZM233 237H235V235L233 236ZM232 237V238H233ZM149 238V240H150V237H148ZM155 238H157L156 236H155ZM249 240H248V239ZM13 240V242H14V240H15V242H16V240L18 239L19 241H17L16 243L14 242V244H13V242L12 243H9L8 244V241L10 240V241H12ZM110 239V238H109ZM111 239V240H112ZM124 239H125V237H124ZM187 239V238H186ZM191 239H189V241H191ZM195 239V238H194ZM247 239V240H246ZM108 240V241H107ZM121 240H122V237H121ZM129 240V239H128ZM127 240V238H126V240L125 241H128ZM178 240V239H177ZM177 240H173V241H175L176 242V244L175 243H172L173 244V246L172 247H174V245L176 246L175 248H177V245H179V247H180V245L182 244V242L185 240V239H183V240H181V243H177L178 241ZM231 241H232V239H230ZM81 241V240H80ZM123 241V240H122ZM142 241V242H143ZM146 241H147V238H146ZM185 241H187V240H185ZM180 242V241H179ZM212 242H214V243H212ZM216 242V243H215ZM110 243V242H109ZM109 243H108V245H109ZM213 245H212V244ZM255 243H256V245H257V243L259 244L258 246H256L255 245ZM23 244V245H24ZM129 244V243H128ZM132 244V243H131ZM183 244H185V242L183 243ZM189 244V243H188ZM195 244V243H194ZM201 244V243H200ZM18 245V244H17ZM20 246L22 245V244H19ZM187 245V244H186ZM185 245V246H186ZM212 245V246H211ZM214 245V246H215ZM142 246V245H141ZM181 246H184V245H181ZM196 246H198V245H196ZM202 246V245H201ZM4 247V248H3ZM107 247V244H106V246L104 247H102L101 248V250H104V248H106ZM130 247V246H129ZM190 247V249H192L191 248V246H189ZM194 247V246H193ZM199 248V247H198ZM204 249H205V247H203ZM172 249H174V248H172ZM172 249H171V252H172ZM195 249H196V247H195ZM201 249H202V247H201ZM170 250V249H169ZM167 251V249H166V251L167 252H165L166 254H168L170 251ZM198 250V249H197ZM206 250V249H205ZM204 250V251H205ZM209 250V251H208ZM0 251V252H1ZM98 251H99V249H98ZM135 251H136V249H135ZM155 251V250H154ZM159 251V250H158ZM163 251H165V250H163ZM163 251H161L160 250V252L158 253V254H160V256L159 255H157L156 253H153V254H155V256L157 255V256H159V257H162V256H164V255H166L165 253H163ZM40 252H41V250H40ZM152 252V251H151ZM37 253V254H36ZM137 253V252H136ZM163 253V254H162ZM191 253V252H190ZM95 254V253H94ZM170 255H171V253H169ZM168 254V255H169ZM147 255H149V253L147 254ZM169 255V256H170ZM146 256V255H145ZM201 256H204V255H202V254H200L199 255V258H198V256H197V262H196V264H210V262L213 260V259H215V257L212 255V253H211V255L210 256H212L211 258H209V257H204V258H201ZM20 257H19V259H20ZM147 257V256H146ZM158 257V258H159ZM165 257V256H164ZM253 257V258H254ZM36 258H34V259H36ZM138 258V257H137ZM142 258V257H141ZM144 258V257H143ZM142 258V259H143ZM158 258H157V260L156 261H161L162 259H159L158 260ZM201 258V259H200ZM148 259V258H147ZM150 259H153V258H150ZM155 259H156V257H155ZM164 259V258H163ZM32 260V261H31ZM141 260V259H140ZM139 260V261H140ZM155 261V262H156ZM188 261H190V260H188ZM13 262V261H12ZM23 262V261H22ZM142 262L143 261H141V262H138L137 264H142ZM192 262V261H191ZM194 262V261H193ZM262 262V263H261ZM144 263V262H143ZM145 263H147V262H145ZM144 263V264H145ZM149 263H150V260H149ZM192 264V263H191ZM195 264V263H194Z\"/></svg>",
    "mask_w": 264,
    "mask_h": 264
}]
</instances>
